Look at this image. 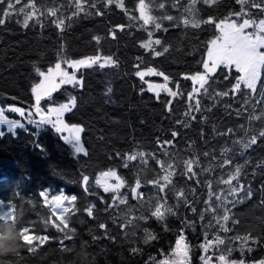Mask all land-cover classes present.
<instances>
[{
    "label": "trees",
    "instance_id": "trees-1",
    "mask_svg": "<svg viewBox=\"0 0 264 264\" xmlns=\"http://www.w3.org/2000/svg\"><path fill=\"white\" fill-rule=\"evenodd\" d=\"M123 3L124 8L106 0H35L39 11L29 27L22 26L23 13L13 14L0 25L2 105L33 108L32 88L41 79L36 69L44 71L65 56L69 60L105 56L114 61L104 67L98 63L81 67L77 76L82 86L61 84L51 98L41 101L46 110L75 97L76 106L63 119L84 128L81 142L86 156L76 154L64 135L48 124L40 129L5 132L0 137V200L5 201L6 208L16 204L23 209V222H35L36 235L51 238L42 245L34 241L35 252L21 247L19 255L10 254L0 261L161 264L183 235L189 245L188 264H205L202 257H210L209 264H219L221 254L229 261L258 264L264 260V137H258L248 149L240 142L247 143L264 130V119H251L264 114L260 91L264 74L257 92L251 95L243 85L239 93L230 91L239 75L234 69L209 74L211 87L205 86L207 92L200 87L194 92L193 81L186 77L204 71L203 61L209 41L217 35L218 20L241 12L242 7L258 20L263 10L250 4L242 6L237 0H218L215 4L198 0L195 16L201 23L193 27L184 24L185 18L193 19L185 11L191 0H145L149 14L157 18L148 24L140 18L139 0ZM24 6L22 0L16 8ZM49 9H57V15L52 16ZM166 16L174 19H160ZM210 18L215 23L203 22ZM58 19L64 21L63 31L57 26ZM156 22L161 23L160 29L155 28ZM157 39L161 44H155ZM157 51L162 54L157 56ZM147 68L168 76L169 89L177 95L163 90L157 96L150 90L148 81H162L163 77L146 75L141 79L137 72ZM226 91L229 95H218ZM196 100L199 111L194 107ZM6 114L18 117L9 110ZM137 153L142 157L128 160ZM227 160L232 163L226 164ZM188 161L193 162L191 172ZM237 164L244 166L239 183L251 188L250 198H244V192L238 197L228 195L229 185L222 182ZM106 170L115 171L124 182L115 192H105L96 184L97 175ZM84 175L89 177L87 190ZM165 175L170 183L163 179ZM41 191H47L49 198L58 193L77 197L72 212L65 217L69 229H75L69 232L71 239L44 222L51 213L39 196ZM222 193L228 201L242 198V202L227 203L230 219L217 223L224 214ZM121 198L126 202L121 203ZM157 203L171 207L173 214L165 213L163 219L152 216ZM90 206H94L91 216L86 211ZM102 223L105 228L99 226ZM222 224L229 231H223ZM146 232L155 238L146 242ZM245 236L254 239H249L242 251ZM209 241L213 243L205 253L202 245Z\"/></svg>",
    "mask_w": 264,
    "mask_h": 264
},
{
    "label": "snow or ice",
    "instance_id": "snow-or-ice-1",
    "mask_svg": "<svg viewBox=\"0 0 264 264\" xmlns=\"http://www.w3.org/2000/svg\"><path fill=\"white\" fill-rule=\"evenodd\" d=\"M21 2L22 0H0V5L4 6L3 8H0V25H4L7 20L12 18L13 14L19 15L23 13L24 18L22 21V26L25 28L29 27V21L34 16H36V13L39 11V9L36 8L35 0H25V6L17 9L16 5L21 4ZM114 2L117 4V6L124 8L123 0H106V3L109 5ZM197 2L198 0H191L189 6L185 8V11L189 12L193 16V19L191 21H189L187 18L184 19L185 25L191 23V26L199 27L201 21L197 20L195 16V5L197 4ZM203 2L206 4H215L218 2V0H203ZM237 2L242 6L245 4H250V6L253 8H260L264 10V0H259V3H257V0H237ZM163 6V4L159 5V7ZM92 7H95V5H92ZM138 7L140 10V18L145 24L156 21L157 18L149 14V11L147 10L148 6L145 4V0H139ZM77 8L80 11L83 10L80 3H77ZM57 11V9H49V13L52 16H56ZM75 14L77 13H74V15ZM234 15L244 16L246 18H244L240 23H238L237 20L232 19L231 16L219 20V22L216 23V27L218 28L220 35L216 36L210 41V47L207 51V60L203 61V68L205 69V72H197L192 76L186 77L188 79H191L194 83L198 84L200 89H203L205 92L208 91V88L205 87L206 85L208 87H211V85L208 83L209 74L216 73L218 69L225 71L226 73H230L234 69L239 75L236 77L235 83L230 91L239 93L242 91L243 85V88L247 89L250 95L257 92L258 83H260L261 76L262 74H264V51H262V49H264V19L256 20L251 18L250 14L245 12L243 7L241 9V12L235 13ZM160 19L173 20L174 18L172 16H166ZM203 22L215 23V21L211 18ZM56 23L57 26L60 27L63 31L62 26L64 24V21L58 19ZM161 27V23H155L156 29H160ZM249 28L253 29V31H245ZM96 39L99 40L100 38L96 37ZM155 44H161V41L157 39L155 40ZM142 46L147 48L148 44H144ZM163 51L166 52L167 48L165 47ZM155 54L159 56L162 53L157 51ZM100 59L101 58L99 56H91L82 59L69 60L65 56L60 62H57L54 67H50L46 71H41L39 68H37L36 71L43 79L39 83H37L35 87L32 88V92L35 95V113L40 115V120L36 121L35 119L28 118V123L37 124L38 126L50 124L57 133L67 132L68 135L63 137L64 140L72 146L76 154L83 153L85 156L88 153L81 142V133L84 132V128L75 124L69 125L63 119L64 114L71 112L72 109L76 106L75 97L70 98L68 103H62L58 106L51 107L47 109V111H45V109L41 107V101L45 98H51L52 93L55 92L61 84L82 86V80H79L75 73H70L65 68H62V63L67 64L71 69L79 71L81 67H92V65L96 64L98 61H100ZM111 63H114V61H112V58L106 57L104 58V63L100 64V66L104 67L106 64ZM221 66L223 67L221 68ZM137 75L140 76L141 79H143L145 75H159L162 76L165 81L169 79V77L166 76L163 72H157L154 68H149L146 72H137ZM225 78H227V76ZM149 87L150 90L153 91H155L156 89L166 90L168 94L173 97L177 95V93L173 92L172 89L167 88L166 84L150 85ZM177 87L179 86L177 85ZM109 91H111V89H109ZM193 91L196 92L198 90L194 89ZM260 91L262 94L261 99L264 100V83L260 84ZM158 95L159 93L157 92V96ZM218 95L227 96L229 95V92L226 91L218 93ZM189 99L191 100L193 99V97L189 95ZM199 105V100H196L194 107L197 111H199ZM9 111L18 113L21 117H25L26 111L28 110L13 105L9 107ZM53 117L55 118L53 119ZM192 118L195 119V117ZM251 119H264V114H262L261 117L252 116ZM0 122L6 123L8 125V132H14L17 128L25 129V124L18 121L8 120L4 116L3 108H0ZM228 131L231 132L232 130L229 129ZM172 135L176 136L177 133L173 132ZM3 136H5V132L0 131V137ZM258 137H264V130L259 131L257 135L251 136L247 143H244L242 141L240 143H242L243 148L248 149L252 145L257 143ZM164 143H170V141H165ZM225 151H227V149H225ZM137 155H140L142 157L143 154L137 153L130 155L128 156V160H135L137 158ZM205 155L208 154L205 153ZM192 163V161L187 162L189 172L192 171ZM225 163L231 164L232 161L227 160L225 161ZM124 166L127 167V163H125ZM243 167V165H235L233 172L228 176L227 179H224L222 182L229 185L228 195L238 197L240 192H244V198H250L252 195L251 188H245V185L239 183V178L241 177ZM100 176L101 178L96 179V184L101 185L105 192H115L124 183L123 180H121L113 170L102 172ZM106 177H115L119 181V183L116 185L108 184L106 180L103 179ZM163 179L169 183L171 182L169 181L167 175H165ZM233 181H237V183L233 184ZM82 182L85 186V190H87V186L89 185V177L87 175H84L82 177ZM155 183L159 185L158 180L155 181ZM136 186L137 188L139 187V181H137ZM209 186H211L210 183ZM160 190H163V186H161ZM180 195H183L182 190L180 192ZM39 196L43 198V203L45 206H50L51 215L49 219L45 220L44 222L46 224L51 223L59 232L64 233L65 239H71V235H69V232L74 233L75 229H69L65 217L70 212H72L74 202L76 201L77 197H69L68 195L60 194L49 198V193L47 191H41L39 193ZM221 196H223V193L221 194ZM217 198L220 199L219 196ZM65 201L68 202V206H65ZM120 202L125 203L126 198H121ZM240 202H242V198L228 201L227 196H223L221 207L224 210V214L222 215V217L217 218V223H220L221 220L226 223L230 219L228 213L231 211V209L227 207V203L235 205L236 203ZM93 208L94 206H90L86 209L89 216L92 215ZM192 210L195 211V208H193ZM213 211H215V209H213ZM165 213L173 214L172 208L165 207L163 204L157 203L151 215L156 217L157 219H163ZM23 216V209H19L16 204H11L6 209L5 201L0 200V240H4L6 238L5 228L6 226L11 225L12 227L17 229L16 234L19 237V248L27 246L30 252H35L36 247L33 246L34 241H38L39 244L42 245L49 241L51 238L47 235H36L33 231V225L35 222H23ZM51 217H56V219H51ZM201 219H203V217H201ZM99 226L101 228L106 227V225L103 223ZM221 227L223 231H229V229L223 224L221 225ZM65 229H68V232H65ZM154 238L155 237L151 233L146 232V242L147 240ZM236 239H240V237H236ZM249 239L254 238H252L251 236H245L243 238L244 243L241 247L242 251ZM184 240L185 238L183 235H181L179 239H177L175 249L173 250V255L176 257V259H174L171 264H188V261L190 259L189 245L187 243H184ZM216 240L220 244L224 243V240L219 236L216 237ZM60 242L61 244H63V240H61ZM212 243L213 242L209 241L205 245H202L205 253H207L208 247ZM133 251L135 252L136 249H133ZM248 251H251V248H249ZM15 254L19 255L18 250ZM202 259H204L205 264H209L211 260L210 257H202ZM218 261L219 264H244L243 260H240L239 262L235 260L229 261L223 254L218 257ZM0 264H10V262L0 261ZM161 264H169V261L166 259L162 261ZM258 264H264V260L259 261Z\"/></svg>",
    "mask_w": 264,
    "mask_h": 264
},
{
    "label": "rangeland",
    "instance_id": "rangeland-1",
    "mask_svg": "<svg viewBox=\"0 0 264 264\" xmlns=\"http://www.w3.org/2000/svg\"><path fill=\"white\" fill-rule=\"evenodd\" d=\"M245 12H247V11H245ZM231 17H232V19H235V20H237V22L238 23H240V22H242V20L244 19V18H246V17H244V16H235V15H231ZM228 18V17H227ZM251 18H253V17H251ZM223 19H225V18H223ZM254 19V18H253ZM260 19H264V10H263V16H262V18H260ZM221 20V19H220ZM259 20V19H258ZM219 22V20L216 22V23H218ZM245 31H253V29H251V28H249V29H246ZM218 35H220V33H219V30H218V28H217V35L216 36H218ZM215 36V37H216ZM215 37H213L212 39H214ZM211 39V40H212ZM210 40V41H211ZM210 41H209V45H208V48L210 47ZM208 51V50H207ZM262 51H264V49H262ZM87 57H91V56H87ZM101 59H100V61H98L97 63L98 64H102V63H104V58H106L105 56H99ZM82 58H85V57H82ZM82 58H79V59H82ZM73 60V59H72ZM205 60H207V53H206V58H205ZM60 62V61H59ZM56 64V63H55ZM54 64V65H55ZM54 65L53 66H51V67H54ZM50 68V67H49ZM62 68H65L67 71H69L70 73H75V75L77 76V71L75 70V69H71V68H69L68 67V65L67 64H63L62 63ZM48 69V68H47ZM46 69V70H47ZM147 69H149V68H147ZM147 69H144V70H140L139 72H146L147 71ZM46 70H44V71H46ZM158 72V71H157ZM205 72V69H204V71L203 72H200V73H204ZM196 74V73H195ZM194 75V74H193ZM146 76V75H145ZM144 76V77H145ZM77 78L80 80V78L77 76ZM43 78L41 77V79H40V81L42 80ZM39 81V82H40ZM38 82V83H39ZM156 84H166L167 85V88H169V86H168V80L167 81H165L164 80V78H163V80L162 81H148V83H147V85H148V87L150 86V85H156ZM193 84H194V89H199V85L198 84H196V83H194L193 82ZM35 87V86H34ZM150 88V87H149ZM161 91H163L162 89H156L155 90V92L157 93H159V92H161ZM69 102V100L68 101H65V102H62V103H68ZM62 103H59V104H62ZM59 104H57V105H53V106H51V107H54V106H58ZM17 106V107H20V106H18V105H15V104H5V105H2V104H0V108H3L4 109V116L8 119V120H12V121H18V122H20V123H23V124H25V129L26 128H30V127H32V128H35V129H40V128H42V127H44L45 125H47V124H45V125H43V126H38L37 124H29L28 123V118H31V119H35L36 121H39L40 120V115L39 114H36L35 113V108L33 107V108H27L26 110H28V111H26V114H25V117H21L18 113V117L17 118H14V117H10V116H8L7 114H6V110H9V107L10 106ZM51 107H49V108H51ZM23 108V107H22ZM48 108V109H49ZM45 111H47V109L45 110ZM55 117H53V119H54ZM48 125H50V124H48ZM19 128H17L14 132H12V133H15L17 130H18ZM0 131H4V132H8V125L6 124V123H3V122H0ZM64 136H66V135H68V133L67 132H64V133H62ZM105 172V171H104ZM100 174L101 173H99L98 175H97V178L96 179H99V178H101V176H100ZM103 179H105L106 180V182L108 183V184H111V185H116V184H118L119 183V181L115 178V177H106V178H103ZM60 194H64V193H58V194H56V195H60ZM53 196H55V195H53ZM69 197H71V196H69ZM65 206H68V202L67 201H65ZM7 209V208H6ZM184 243H185V241H184ZM211 246V245H210ZM209 246V247H210ZM209 247H208V249H209ZM174 249H175V247H174ZM173 249V250H174ZM173 250H172V254H170L169 255V258L167 259L168 261H169V264H171V262L174 260V259H176V257L173 255ZM220 255H218V257H219ZM218 257H217V262L219 263V261H218ZM166 260V259H165ZM164 261V260H163Z\"/></svg>",
    "mask_w": 264,
    "mask_h": 264
},
{
    "label": "clouds",
    "instance_id": "clouds-1",
    "mask_svg": "<svg viewBox=\"0 0 264 264\" xmlns=\"http://www.w3.org/2000/svg\"><path fill=\"white\" fill-rule=\"evenodd\" d=\"M6 238L0 240V258L6 257L10 254H15L19 249V237L16 234L17 229L11 225L5 228Z\"/></svg>",
    "mask_w": 264,
    "mask_h": 264
},
{
    "label": "water",
    "instance_id": "water-1",
    "mask_svg": "<svg viewBox=\"0 0 264 264\" xmlns=\"http://www.w3.org/2000/svg\"><path fill=\"white\" fill-rule=\"evenodd\" d=\"M108 170H106L105 172H107Z\"/></svg>",
    "mask_w": 264,
    "mask_h": 264
}]
</instances>
